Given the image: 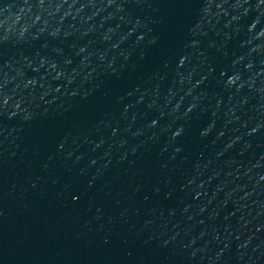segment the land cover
Wrapping results in <instances>:
<instances>
[{
	"label": "water",
	"instance_id": "water-1",
	"mask_svg": "<svg viewBox=\"0 0 264 264\" xmlns=\"http://www.w3.org/2000/svg\"><path fill=\"white\" fill-rule=\"evenodd\" d=\"M0 264H264V0H0Z\"/></svg>",
	"mask_w": 264,
	"mask_h": 264
}]
</instances>
